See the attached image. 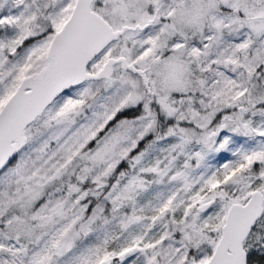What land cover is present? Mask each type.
Returning <instances> with one entry per match:
<instances>
[{
  "label": "snow or ice",
  "instance_id": "1",
  "mask_svg": "<svg viewBox=\"0 0 264 264\" xmlns=\"http://www.w3.org/2000/svg\"><path fill=\"white\" fill-rule=\"evenodd\" d=\"M0 264H264V0H0Z\"/></svg>",
  "mask_w": 264,
  "mask_h": 264
}]
</instances>
